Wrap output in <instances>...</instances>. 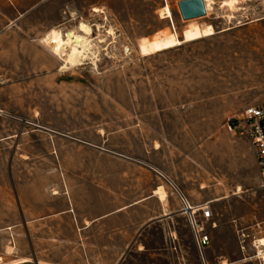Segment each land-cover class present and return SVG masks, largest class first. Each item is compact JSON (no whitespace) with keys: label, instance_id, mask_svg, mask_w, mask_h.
<instances>
[{"label":"rangeland","instance_id":"obj_1","mask_svg":"<svg viewBox=\"0 0 264 264\" xmlns=\"http://www.w3.org/2000/svg\"><path fill=\"white\" fill-rule=\"evenodd\" d=\"M179 1L0 0V264L26 256L43 264L27 231L51 227L41 216L73 194L110 211L161 203L160 185L172 213L166 264H204L166 172L178 175L191 206L211 202V217L195 214L211 237L206 264H264V188L226 124L264 101L263 2L214 0L209 13L186 20ZM208 24L214 34L203 37ZM54 30L87 38L77 64L66 62L70 45L43 41Z\"/></svg>","mask_w":264,"mask_h":264},{"label":"crops","instance_id":"obj_2","mask_svg":"<svg viewBox=\"0 0 264 264\" xmlns=\"http://www.w3.org/2000/svg\"><path fill=\"white\" fill-rule=\"evenodd\" d=\"M238 137L239 144H246L247 166L258 172L249 137L246 134H239ZM166 177L173 183H176L173 178L179 180L178 175H170L167 172ZM239 177H245L241 169ZM77 198L73 194L70 196V203H62L61 209L41 216L51 227L45 224L37 227L39 225L36 224L28 229V239L32 249L40 256L39 262L127 264L133 256L148 255L153 257L152 263L166 264V217L172 214L166 213V205L170 203L167 190L165 200L158 196L161 203H122L110 211H105L103 205L78 201ZM147 205L154 206L158 210L156 214H152L148 219L129 215ZM155 233L159 237H156L155 247H150ZM40 247L48 250L47 253L40 252ZM23 259L28 260L26 264L34 263L28 256Z\"/></svg>","mask_w":264,"mask_h":264},{"label":"built area","instance_id":"obj_3","mask_svg":"<svg viewBox=\"0 0 264 264\" xmlns=\"http://www.w3.org/2000/svg\"><path fill=\"white\" fill-rule=\"evenodd\" d=\"M262 2L264 10V0H262ZM226 124L228 130L231 132L235 134H246L249 137L256 159L260 185L264 188V101L244 107L239 115H229ZM172 186H174L180 194L184 206L183 212L188 214L195 244L200 251L204 264H206L205 250L211 243V237L206 231L205 223L197 220L195 214L200 211L203 218L207 219L211 217L212 210L210 203H202L191 208L188 198L177 188L176 184L172 182Z\"/></svg>","mask_w":264,"mask_h":264},{"label":"bare ground","instance_id":"obj_4","mask_svg":"<svg viewBox=\"0 0 264 264\" xmlns=\"http://www.w3.org/2000/svg\"><path fill=\"white\" fill-rule=\"evenodd\" d=\"M205 3H206V7H207V13H209L210 10L213 9V5L215 4V2H214V0H205ZM232 9H233V7H232ZM159 11L163 17H169L170 16V10L168 7H163ZM80 30L84 31L86 34L91 33V28L85 23H81ZM198 33L200 35H202L203 37L212 36L214 34V27L211 24H208L203 28L201 27L199 29ZM61 34L58 31L54 30V31L48 33L43 41H45L47 43H51L50 45H52V44L55 45L56 46L55 48L62 50V51H64V49H63L64 45H66V44L70 45V51L66 54V62L71 64V65L75 64V63L77 64V62L80 61V56H81L83 50L86 47H88L87 38L84 35H79L75 32H70L67 35L65 34L66 35L65 36L66 39H65ZM156 193H158L162 199H165V192L161 188L156 190ZM193 206H191V208L195 207V206L194 207ZM257 243H258V248H259L258 255H259V257L264 259V252L261 250V246L264 247V238L258 239ZM23 263H27V262H23ZM11 264H20V263H11Z\"/></svg>","mask_w":264,"mask_h":264},{"label":"water","instance_id":"obj_5","mask_svg":"<svg viewBox=\"0 0 264 264\" xmlns=\"http://www.w3.org/2000/svg\"><path fill=\"white\" fill-rule=\"evenodd\" d=\"M178 6L183 19L186 20L206 15L204 0H180Z\"/></svg>","mask_w":264,"mask_h":264}]
</instances>
